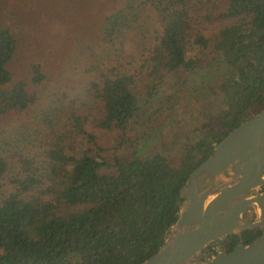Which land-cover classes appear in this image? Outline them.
<instances>
[{
  "label": "trees",
  "instance_id": "1",
  "mask_svg": "<svg viewBox=\"0 0 264 264\" xmlns=\"http://www.w3.org/2000/svg\"><path fill=\"white\" fill-rule=\"evenodd\" d=\"M156 5L162 30L138 68L101 70L86 84L85 99L56 93L39 111L33 132L38 149L17 155L12 188L0 199V264H140L176 220L180 188L191 170L264 106V0H228L217 15L203 0ZM214 15L224 21L209 30ZM128 26L122 9L111 11L101 38L116 44ZM191 46L213 51L220 99L201 112L202 123L182 143L177 160L165 147L104 154V134L116 130L118 144L130 141V124L162 94L169 76L201 66ZM16 47L13 33L0 25V115L26 112L37 101L26 81H12L8 63ZM31 72L33 82L45 78L38 62ZM10 155L0 143V189ZM261 232L254 227L216 241L230 251Z\"/></svg>",
  "mask_w": 264,
  "mask_h": 264
},
{
  "label": "rangeland",
  "instance_id": "2",
  "mask_svg": "<svg viewBox=\"0 0 264 264\" xmlns=\"http://www.w3.org/2000/svg\"><path fill=\"white\" fill-rule=\"evenodd\" d=\"M203 1L214 6L217 15L228 0ZM156 4L157 0H0V25L13 33L17 43L8 63L12 81H26L27 89L37 95L28 111L0 115V143L11 154L0 199L12 188L10 177L16 174L17 155L37 151L33 139L36 116L54 94L85 99L86 84L101 70L111 74L138 68L162 30ZM117 9L126 14L129 26L119 42L111 44L101 38L102 24L105 15ZM214 18L209 30L224 21ZM191 47L189 53L199 55L201 66L172 73L162 94L140 108L129 127L132 143L118 144L116 130L104 134V154L114 149L119 154L133 150L149 153L165 147L173 161L177 160L182 143L192 139L194 127L202 123L201 112L215 108L220 99L214 88L218 67L213 51ZM33 62H38L45 74L40 83L31 80Z\"/></svg>",
  "mask_w": 264,
  "mask_h": 264
},
{
  "label": "water",
  "instance_id": "3",
  "mask_svg": "<svg viewBox=\"0 0 264 264\" xmlns=\"http://www.w3.org/2000/svg\"><path fill=\"white\" fill-rule=\"evenodd\" d=\"M264 106L214 144L188 174L179 210L157 251L140 264H264ZM252 209L254 217L246 218ZM262 232L230 251L208 245L227 233Z\"/></svg>",
  "mask_w": 264,
  "mask_h": 264
},
{
  "label": "flooded vegetation",
  "instance_id": "4",
  "mask_svg": "<svg viewBox=\"0 0 264 264\" xmlns=\"http://www.w3.org/2000/svg\"><path fill=\"white\" fill-rule=\"evenodd\" d=\"M260 189L263 190L264 187L261 186ZM244 214H245L246 218H252L255 215V213H254V211L252 209L246 210ZM214 242H217V241H214ZM209 247L210 248H207V253H208V255H212V254L216 253L217 252V248L220 247L219 246V242H217V244L215 246L210 244Z\"/></svg>",
  "mask_w": 264,
  "mask_h": 264
}]
</instances>
